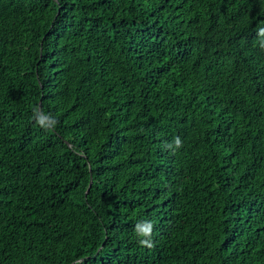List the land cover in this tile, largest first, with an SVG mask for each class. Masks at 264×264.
I'll list each match as a JSON object with an SVG mask.
<instances>
[{
    "label": "trees",
    "instance_id": "obj_1",
    "mask_svg": "<svg viewBox=\"0 0 264 264\" xmlns=\"http://www.w3.org/2000/svg\"><path fill=\"white\" fill-rule=\"evenodd\" d=\"M260 28L264 0H0V264H264Z\"/></svg>",
    "mask_w": 264,
    "mask_h": 264
},
{
    "label": "clouds",
    "instance_id": "obj_2",
    "mask_svg": "<svg viewBox=\"0 0 264 264\" xmlns=\"http://www.w3.org/2000/svg\"><path fill=\"white\" fill-rule=\"evenodd\" d=\"M259 36L264 37V28L259 29ZM260 48L264 50V39L260 41ZM34 120L43 129L48 130L54 128L58 121L50 113H44L39 109L34 110ZM174 144L176 148L182 147V142L179 137L174 138ZM171 147V145H169ZM135 231L138 236L144 237L139 240V243L143 247L151 248L153 243L151 241L153 225L150 221H145L138 223L136 225Z\"/></svg>",
    "mask_w": 264,
    "mask_h": 264
}]
</instances>
